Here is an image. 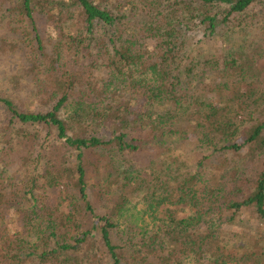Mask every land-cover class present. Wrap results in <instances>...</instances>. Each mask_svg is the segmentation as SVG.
Segmentation results:
<instances>
[{
    "label": "trees",
    "instance_id": "trees-1",
    "mask_svg": "<svg viewBox=\"0 0 264 264\" xmlns=\"http://www.w3.org/2000/svg\"><path fill=\"white\" fill-rule=\"evenodd\" d=\"M6 11L0 264H264V0ZM252 219L258 249L239 257Z\"/></svg>",
    "mask_w": 264,
    "mask_h": 264
},
{
    "label": "rangeland",
    "instance_id": "rangeland-1",
    "mask_svg": "<svg viewBox=\"0 0 264 264\" xmlns=\"http://www.w3.org/2000/svg\"><path fill=\"white\" fill-rule=\"evenodd\" d=\"M17 1L18 0H0V21H2L1 19H3V18L6 19L7 21L9 20V17L7 16L8 12L6 10L10 5L15 4V2H17ZM256 13H257L256 9H252L246 13V15L244 16V19L246 22L250 21V23H244L245 26H248L249 24L252 25V23L255 24L254 19H256ZM258 41H261V40H256L254 45L259 44ZM48 42H49L48 43V50H49L52 47L53 41H48ZM173 139L174 138H171L168 140L167 146H172V140ZM166 140H167V138H166ZM182 146L184 148V151H182V149H183L182 147H179L177 149L174 148L175 153H180L181 155H186V157H188V159L195 161L196 158L198 157V154H199L198 150L195 149V147L190 146V144H187V145L183 144ZM171 154H174L173 151ZM54 192L56 194V197H57L59 204L61 205V209L65 212H67L69 209V204H70L67 193L64 191V189H60V190L55 189ZM139 206L141 207V205H139ZM178 208H179L178 215L180 217L189 216L193 213V210H194L193 208H191L189 206H185V205H181ZM245 222H246V220L242 221V224H238L233 229L234 231L238 230L239 232H243L242 242L240 243L242 246H239L240 244L235 245V247L239 251V253H238L239 257L243 256L246 249H248V247H249L247 244L248 241L249 242L252 241L251 244H252V246H254L253 248L258 249V246H256V242L254 241L255 239H254V235H253V233H254L253 231L255 229H257L258 224L255 221V219H252L251 222H249V221H247L246 223ZM256 259H257V257L249 259V260H242V261L233 260L232 262H230L228 264H256V261H257Z\"/></svg>",
    "mask_w": 264,
    "mask_h": 264
}]
</instances>
